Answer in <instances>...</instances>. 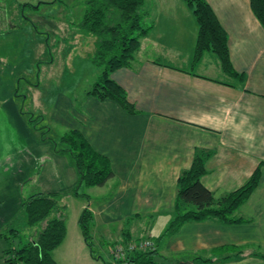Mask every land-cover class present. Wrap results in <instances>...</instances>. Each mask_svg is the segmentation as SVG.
Instances as JSON below:
<instances>
[{"label":"crops","instance_id":"obj_1","mask_svg":"<svg viewBox=\"0 0 264 264\" xmlns=\"http://www.w3.org/2000/svg\"><path fill=\"white\" fill-rule=\"evenodd\" d=\"M205 1L227 35L231 66L242 80L225 74L211 52L194 59L198 26L184 0H144L150 28L131 64L110 73L134 112L85 91L56 107L53 117H63L66 130H79L110 162L113 176L83 192L93 233L102 229L111 243L126 232L163 233L165 228L154 233V227H165L175 216L178 177L197 152L207 153L200 181L214 198L240 187L260 165L258 185L235 211L246 221L185 222L164 237L159 250L171 264H264V28L249 0ZM35 137L28 138L34 146L27 152L24 179L36 160L40 191L73 188L78 173L69 154L56 152L50 139ZM8 161L0 160V217L15 209L3 196L11 186ZM4 242L0 238V264H6Z\"/></svg>","mask_w":264,"mask_h":264},{"label":"rangeland","instance_id":"obj_2","mask_svg":"<svg viewBox=\"0 0 264 264\" xmlns=\"http://www.w3.org/2000/svg\"><path fill=\"white\" fill-rule=\"evenodd\" d=\"M86 9L87 0H0V160L8 159L11 168V186L3 193L5 203L15 204L14 211L1 213L0 235L14 228L21 231L17 237L23 241L36 239L41 225L27 227L25 214L17 205V200L43 187L36 160L26 171L27 178L23 176L29 146H34L28 143L29 135L40 139L48 126L52 129L44 135L58 142L69 130L63 117H53L55 108L81 98L101 72L94 62L95 38L79 27ZM74 188L56 192L65 206L66 235L51 251L52 258L57 264H115L110 251L114 243L101 235L102 229L90 231L91 251L84 243L78 211L88 201L72 194ZM86 188L80 186L79 191ZM124 225L129 227L128 222ZM167 226L156 225L153 232ZM1 236L5 250L9 241Z\"/></svg>","mask_w":264,"mask_h":264},{"label":"trees","instance_id":"obj_3","mask_svg":"<svg viewBox=\"0 0 264 264\" xmlns=\"http://www.w3.org/2000/svg\"><path fill=\"white\" fill-rule=\"evenodd\" d=\"M197 22L194 59H199L203 53H213L223 72L229 76L239 75L231 66L227 35L219 24L213 10L205 0H184ZM251 10L264 28V0H249ZM79 27L95 38L94 62L101 66V72L86 95H92L99 100H112L128 112H134L133 105L128 101L126 92L110 77V73L120 67L129 66L140 46V38L150 28L145 23L144 0H87V9ZM44 118V116H43ZM49 127L42 132V139ZM58 142L52 141L56 152L69 154L78 173V182L73 193L87 199L85 192L79 191L80 186H101L113 176L108 158L96 152L83 134L72 129L59 136ZM207 153L197 152L190 168L183 170L177 180L175 196V216L159 236H150L153 248L128 249L130 243H137L148 236L126 237L113 241L110 249L114 263L116 247L122 246L125 256L122 262L127 264H171L169 258L160 253L159 246L168 234L185 222L219 219L223 222L237 223L246 221L235 215L238 207L250 196L256 188L261 176L258 165L251 176L237 189L214 198L212 193L200 181L205 172L204 158ZM56 192H35L20 201L27 227L37 224L41 228L36 239L23 241L17 235L18 229H7V235H2L9 241L2 254L6 264H57L51 256L66 235L64 220L65 206L60 204ZM78 224L86 245L91 251V234L94 217L88 207H84L79 215ZM7 241V243H8ZM121 264V262H120Z\"/></svg>","mask_w":264,"mask_h":264},{"label":"built area","instance_id":"obj_4","mask_svg":"<svg viewBox=\"0 0 264 264\" xmlns=\"http://www.w3.org/2000/svg\"><path fill=\"white\" fill-rule=\"evenodd\" d=\"M136 247L141 249H147V248H153V241L145 238H141L137 243H130L128 245L129 250H133ZM125 256V251L123 250V247L120 245L116 247L115 251V258L118 260V263L120 264H127V262H122Z\"/></svg>","mask_w":264,"mask_h":264}]
</instances>
